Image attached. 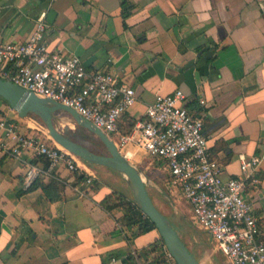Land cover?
<instances>
[{
    "label": "crops",
    "instance_id": "crops-1",
    "mask_svg": "<svg viewBox=\"0 0 264 264\" xmlns=\"http://www.w3.org/2000/svg\"><path fill=\"white\" fill-rule=\"evenodd\" d=\"M45 10L55 11L47 20L51 50L78 55L89 71L117 74L135 89L138 101L123 124L143 117L158 94L182 89L188 107L204 118L224 178L241 174V155L259 157V180L247 185L245 198L264 240V0H0V40L26 42ZM3 111L19 131L43 138L34 112L20 117L6 104ZM121 152L138 162L147 155L132 142ZM154 160L166 172L167 190L169 174ZM27 162L40 168L29 187ZM77 164L94 175L95 186L83 187L62 163L51 169L45 157L23 152L20 159L0 146V264H135V252L145 258L141 251L161 240L156 229L130 236L125 209L100 204L123 191L110 183L126 179L122 174L114 178L109 167ZM39 180L58 181L62 199L49 200L33 186ZM214 244L201 258L190 250L202 264H226Z\"/></svg>",
    "mask_w": 264,
    "mask_h": 264
},
{
    "label": "built area",
    "instance_id": "built-area-1",
    "mask_svg": "<svg viewBox=\"0 0 264 264\" xmlns=\"http://www.w3.org/2000/svg\"><path fill=\"white\" fill-rule=\"evenodd\" d=\"M47 15L46 10L38 15L26 42L0 40V76L74 108L113 139L120 151L132 142L161 160L169 174L168 191L188 203L194 222L210 234L227 260L231 264H264L259 219L253 204L245 198L247 185L259 180V157L241 155V174L224 178L223 166L211 156L204 118L188 107L182 89L158 94L147 105L144 116L136 119L132 131L123 133L121 119L138 101L135 89L121 83L117 74L89 71L78 55L51 50L46 38ZM200 103L205 100L201 98ZM4 105L0 98L1 147L20 159L23 152L44 156L51 169L62 163L72 172H81L78 158L69 151L19 131L4 113ZM39 172L37 165L28 163L26 187ZM94 178L86 174L81 185L95 186ZM158 248L148 258L135 252V264H150L152 256H161L164 264H179L163 241Z\"/></svg>",
    "mask_w": 264,
    "mask_h": 264
},
{
    "label": "water",
    "instance_id": "water-1",
    "mask_svg": "<svg viewBox=\"0 0 264 264\" xmlns=\"http://www.w3.org/2000/svg\"><path fill=\"white\" fill-rule=\"evenodd\" d=\"M54 16L55 11L51 10L48 13L47 20L52 22ZM0 97L7 100L20 117H25L30 112L39 114L44 120L53 141L78 159L88 164L112 168L122 174L129 183L137 206L154 222L160 238L176 261L179 264H202L174 228L171 220L157 206L141 171L131 163L119 150L115 141L101 128L83 117L74 108L50 98L38 96L34 92L1 76ZM57 114H61L63 117L68 115L78 126L94 133L108 148L109 153L103 154L94 151L66 135L56 126L55 116Z\"/></svg>",
    "mask_w": 264,
    "mask_h": 264
},
{
    "label": "rangeland",
    "instance_id": "rangeland-1",
    "mask_svg": "<svg viewBox=\"0 0 264 264\" xmlns=\"http://www.w3.org/2000/svg\"><path fill=\"white\" fill-rule=\"evenodd\" d=\"M55 123L62 132H64L74 140L99 153H109L108 148L94 133L86 130L81 126H78L69 117H63L61 114H59L58 116H55ZM42 125V130L39 131L40 135L43 136V138L47 139L51 145H55L56 143L49 135L47 127L44 125V123H42ZM130 161L141 171L147 187L157 206L167 215V217L171 221L174 222L175 226L177 227L178 233L180 234L182 239L186 241L190 249L199 258H201L206 253H208L207 255H209L210 252L208 251L210 250L208 248L215 247L214 242H211L209 239H207L208 237L207 235H205L204 231L200 229V227H198L196 222H194V218L190 211V208L186 201L182 198V196H174L170 193V191H168V189L166 190V188H164V183L166 181V172L158 164L157 160L155 161L154 158L146 155V158H144L142 162H138L134 159H130ZM111 170L114 174V178L115 176L120 174L112 168ZM107 177L109 179L111 176L108 175ZM121 177L125 178L123 177V175H121ZM123 180L116 177V180H110V183L116 188L123 189L124 193H126L130 198H133L128 181ZM158 187H160V189ZM165 191L166 193H164ZM201 238H205L206 243H204ZM224 261L226 262V264H229L225 256Z\"/></svg>",
    "mask_w": 264,
    "mask_h": 264
},
{
    "label": "trees",
    "instance_id": "trees-1",
    "mask_svg": "<svg viewBox=\"0 0 264 264\" xmlns=\"http://www.w3.org/2000/svg\"><path fill=\"white\" fill-rule=\"evenodd\" d=\"M1 98V97H0ZM3 99V98H2ZM4 104L10 105L7 100H4ZM125 113L121 119L120 122V128L121 131L125 134H128L132 131L134 124L133 119H129L128 125L123 124L124 118L127 117ZM33 115V114H31ZM38 118L41 122L42 120ZM43 123V122H42ZM44 157V156H42ZM49 162V161H48ZM78 179L79 180H85L86 174L85 172L81 171L80 173L77 172ZM34 187L41 186L44 190L45 194L51 201L62 199V195L59 193L60 185L58 181H53V183L45 184L42 183L40 180L37 183L35 182L33 184ZM100 204L108 211H112L115 207H123L125 209V214L123 216V223L125 224L126 228L130 231V236L147 233L151 230L156 229V226L152 220L137 206L134 198H130L126 193L123 191H113L110 194H108L103 200H101ZM172 222V225L177 230V227L175 226L174 222ZM163 241L162 239L158 242L153 243L148 249H144V251H141V255L145 258L150 257L155 252L159 251L158 244ZM152 262L150 264H164V259L161 256H152Z\"/></svg>",
    "mask_w": 264,
    "mask_h": 264
},
{
    "label": "bare ground",
    "instance_id": "bare-ground-1",
    "mask_svg": "<svg viewBox=\"0 0 264 264\" xmlns=\"http://www.w3.org/2000/svg\"><path fill=\"white\" fill-rule=\"evenodd\" d=\"M35 113V112H34ZM32 113L33 115H35V116H37V117H39L41 120H42V122L44 123V125H45V122H44V120L41 118V116L39 115V114H37V113ZM46 126V125H45ZM47 127V126H46ZM47 130H48V128H47ZM48 132H49V130H48ZM49 135H50V132H49ZM51 136V135H50ZM128 153H130V152H128Z\"/></svg>",
    "mask_w": 264,
    "mask_h": 264
}]
</instances>
